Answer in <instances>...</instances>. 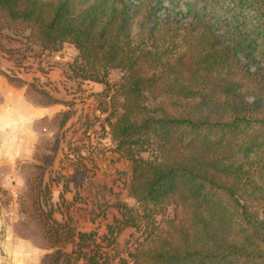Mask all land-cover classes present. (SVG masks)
Returning <instances> with one entry per match:
<instances>
[{
    "label": "trees",
    "instance_id": "trees-1",
    "mask_svg": "<svg viewBox=\"0 0 264 264\" xmlns=\"http://www.w3.org/2000/svg\"><path fill=\"white\" fill-rule=\"evenodd\" d=\"M160 3L0 0V32L26 48H76L69 77L102 85V129L130 163L123 187L135 204L116 200L92 229L78 225L80 195L39 205L44 264H264V0L186 1V23L160 18Z\"/></svg>",
    "mask_w": 264,
    "mask_h": 264
},
{
    "label": "rangeland",
    "instance_id": "rangeland-1",
    "mask_svg": "<svg viewBox=\"0 0 264 264\" xmlns=\"http://www.w3.org/2000/svg\"><path fill=\"white\" fill-rule=\"evenodd\" d=\"M186 1L174 0L171 4L169 0H162L159 9L170 14L165 18L183 19ZM25 46L13 34L0 32V67L43 91L42 95L33 88H24L30 101L56 104L59 111L52 118V124H47L51 137L45 141V150L37 152L34 160L23 169V182L14 195L12 212L17 219L14 228L39 246H45L40 231L39 207L52 205L55 209L61 191L67 199L73 194L80 195L82 201L74 204L75 216L84 230L97 226V222L92 221L93 215L97 214L96 219L101 223L109 219L113 211L111 204L116 200L127 204H135V201L123 187L124 173H129L130 163L111 150L110 136L102 129L105 114L99 111V96L95 94L102 90V85L69 77L68 65L77 54L76 48L64 43L60 50L49 52ZM8 48L16 50L11 54L16 63L8 59V53L4 51ZM121 74L118 69H112L108 79L118 81ZM247 99L251 101L250 97ZM141 155L146 157L148 153ZM171 210L172 206H168L169 215ZM104 212L106 219L102 216ZM54 215L59 217L57 211ZM102 228L99 227V231ZM130 232H133L131 228L125 229L117 240V250L122 251V256L131 246L130 242L126 243L130 240Z\"/></svg>",
    "mask_w": 264,
    "mask_h": 264
},
{
    "label": "crops",
    "instance_id": "crops-1",
    "mask_svg": "<svg viewBox=\"0 0 264 264\" xmlns=\"http://www.w3.org/2000/svg\"><path fill=\"white\" fill-rule=\"evenodd\" d=\"M26 87L0 73V264H44L49 252L46 245L39 246L14 228L12 203L23 182V169L45 150L51 137L47 124L59 111L56 104L30 101Z\"/></svg>",
    "mask_w": 264,
    "mask_h": 264
},
{
    "label": "built area",
    "instance_id": "built-area-1",
    "mask_svg": "<svg viewBox=\"0 0 264 264\" xmlns=\"http://www.w3.org/2000/svg\"><path fill=\"white\" fill-rule=\"evenodd\" d=\"M188 1V0H187ZM162 4V0H161V3H160V5ZM185 7V6H184ZM158 16L160 17V18H165V17H167V16H169L170 14H168L167 12H165L164 11V9H159L158 8ZM183 17H185V18H183V19H181V17L180 18H176L180 23H186V22H190V20H191V16H190V14H188L187 13V11H186V8H184V11H183ZM217 34L221 37V39L225 42V44H228V45H232V41L230 40V39H228V36H227V33H226V30H225V28H220V29H218L217 30ZM238 57L240 58V60H242L244 63L246 62L245 61V58H244V56H243V54H241V53H239L238 54Z\"/></svg>",
    "mask_w": 264,
    "mask_h": 264
}]
</instances>
